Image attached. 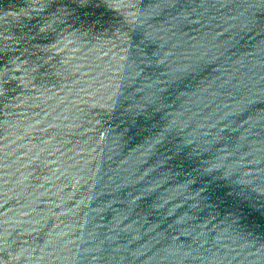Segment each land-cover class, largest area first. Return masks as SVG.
<instances>
[{
	"label": "water",
	"instance_id": "obj_1",
	"mask_svg": "<svg viewBox=\"0 0 264 264\" xmlns=\"http://www.w3.org/2000/svg\"><path fill=\"white\" fill-rule=\"evenodd\" d=\"M0 264H264V0H0Z\"/></svg>",
	"mask_w": 264,
	"mask_h": 264
}]
</instances>
